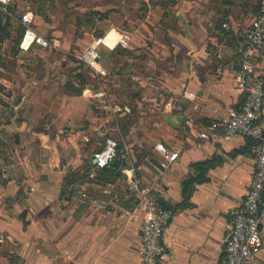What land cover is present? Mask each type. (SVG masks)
Instances as JSON below:
<instances>
[{
	"label": "crops",
	"instance_id": "1",
	"mask_svg": "<svg viewBox=\"0 0 264 264\" xmlns=\"http://www.w3.org/2000/svg\"><path fill=\"white\" fill-rule=\"evenodd\" d=\"M89 2L77 41L83 50L116 31L111 48L101 46L111 74L99 79L84 66L96 83L89 79L78 91L48 69L20 73V95L8 97L14 116L0 131V264H141L145 205L123 195L129 169L174 211L160 264H224V240L255 171L253 141L211 143L199 133L244 101L237 48L259 0ZM124 30L132 34L129 48L117 45ZM185 89L196 99L184 97ZM168 114L183 120L174 127ZM110 136L131 147L116 175L93 159ZM157 142L179 153L167 169L159 166ZM137 149L155 159L129 162ZM104 187L122 193L107 207ZM262 233L263 248L248 264H264V221Z\"/></svg>",
	"mask_w": 264,
	"mask_h": 264
},
{
	"label": "built area",
	"instance_id": "2",
	"mask_svg": "<svg viewBox=\"0 0 264 264\" xmlns=\"http://www.w3.org/2000/svg\"><path fill=\"white\" fill-rule=\"evenodd\" d=\"M13 1L0 0V12L6 17L12 14L10 6ZM21 22L25 27L20 40L21 49L59 48L57 38L47 37L34 28L32 12L23 13ZM223 27L228 26L223 23ZM106 36L95 37L78 55L80 62L99 79H104L111 74L101 60V46L111 48L105 42ZM131 40L132 34L124 30L119 34L117 45L129 48ZM237 52L241 55L242 61L235 80L237 87L244 92V101L240 106L232 109L219 125L211 126L199 133L203 140L211 143L229 141L236 136L253 141L255 171L247 194L234 212L232 228L224 240V264H248L263 248L264 125L261 119L264 109V66H260L259 61L264 57V0L258 3L256 14L245 30ZM183 95L191 100L196 99V94L188 89L183 91ZM96 96H105V92L99 91ZM155 150L162 169L170 167L179 156L177 151L167 147L163 142H157ZM130 154L131 147L128 144L110 136L105 139V144L94 153L93 159L97 160L94 165L96 168L108 167L115 156H118V159H125ZM125 172L128 187L123 195L125 198L136 195L143 200L145 205L141 228L142 244L139 248L141 264H160L161 258L167 252L164 236L174 211L161 203L156 195L142 188L133 169L125 170ZM102 191L109 197L104 207L117 201L122 195L110 187H104ZM91 198L92 204L100 205L98 198Z\"/></svg>",
	"mask_w": 264,
	"mask_h": 264
},
{
	"label": "rangeland",
	"instance_id": "3",
	"mask_svg": "<svg viewBox=\"0 0 264 264\" xmlns=\"http://www.w3.org/2000/svg\"><path fill=\"white\" fill-rule=\"evenodd\" d=\"M89 1L92 0H14L10 6L13 14L6 17L0 12V131L5 128L2 123H8L14 116L10 110L13 100L8 97L20 95V73L37 77L39 71L48 69L52 78L67 89L74 87L78 91L89 79L96 83L78 57L83 45L77 39L88 25L83 21L87 9L92 6ZM27 10L35 12L34 28L47 37H58L60 48H20L25 30L21 15ZM101 54L104 64L109 55L103 51ZM144 157L155 159L152 151L137 149L129 162L137 165Z\"/></svg>",
	"mask_w": 264,
	"mask_h": 264
},
{
	"label": "water",
	"instance_id": "4",
	"mask_svg": "<svg viewBox=\"0 0 264 264\" xmlns=\"http://www.w3.org/2000/svg\"><path fill=\"white\" fill-rule=\"evenodd\" d=\"M42 76H43V73H41L40 77H42ZM19 100H20V97L18 98V102H19ZM182 120H183V117L180 114H168L166 116V121L170 125H172L174 127H177L178 126V123L182 122ZM117 161H118V156H115L114 159H113V161L111 162V165H115L117 163ZM96 162H97V160L94 159V163H96ZM123 175L125 176L124 173H123ZM160 202L161 203H164L163 199H160Z\"/></svg>",
	"mask_w": 264,
	"mask_h": 264
},
{
	"label": "trees",
	"instance_id": "5",
	"mask_svg": "<svg viewBox=\"0 0 264 264\" xmlns=\"http://www.w3.org/2000/svg\"><path fill=\"white\" fill-rule=\"evenodd\" d=\"M259 2H260V0H259ZM257 7H258V3H257ZM102 169H104L103 171H104L105 173L108 172L107 174H111V175H116L117 172H120L119 163H117L116 165H110V166H108V167H104V168H102ZM98 178H99V179L102 178V180H103L104 182H108V181L111 180V178H108V177H104V178H103V176H99ZM164 205H165V204H164ZM165 206H166V205H165Z\"/></svg>",
	"mask_w": 264,
	"mask_h": 264
},
{
	"label": "bare ground",
	"instance_id": "6",
	"mask_svg": "<svg viewBox=\"0 0 264 264\" xmlns=\"http://www.w3.org/2000/svg\"><path fill=\"white\" fill-rule=\"evenodd\" d=\"M118 37V34L116 31H113L112 34L108 35L106 38V42L109 43L110 45H113V43L116 42V39Z\"/></svg>",
	"mask_w": 264,
	"mask_h": 264
}]
</instances>
